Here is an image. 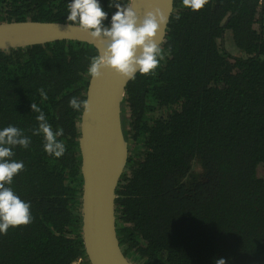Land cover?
I'll use <instances>...</instances> for the list:
<instances>
[{
	"label": "trees",
	"instance_id": "16d2710c",
	"mask_svg": "<svg viewBox=\"0 0 264 264\" xmlns=\"http://www.w3.org/2000/svg\"><path fill=\"white\" fill-rule=\"evenodd\" d=\"M172 1L164 59L128 81L121 103L128 157L116 188L119 243L134 264H264V0H209L195 12ZM70 2L0 0V22H67ZM100 3L110 24L116 8ZM95 55L72 40L0 49V130L12 125L31 139L13 148L25 167L10 187L33 217L0 234V264H89L80 234L82 108L69 100H84ZM32 103L63 129L62 157L33 135Z\"/></svg>",
	"mask_w": 264,
	"mask_h": 264
},
{
	"label": "water",
	"instance_id": "95a60500",
	"mask_svg": "<svg viewBox=\"0 0 264 264\" xmlns=\"http://www.w3.org/2000/svg\"><path fill=\"white\" fill-rule=\"evenodd\" d=\"M134 7L140 15L159 9L169 21L173 1L135 0ZM166 27L161 30L160 43ZM61 40L86 42L99 54L97 42L86 32L69 28L67 22L29 19L0 22V49ZM102 73L100 78H88L84 100L89 101L91 112L85 114L81 109L78 122L81 240L89 264H134L119 243L115 216L116 188L128 157L121 103L130 79L108 69H102Z\"/></svg>",
	"mask_w": 264,
	"mask_h": 264
},
{
	"label": "clouds",
	"instance_id": "9594fccd",
	"mask_svg": "<svg viewBox=\"0 0 264 264\" xmlns=\"http://www.w3.org/2000/svg\"><path fill=\"white\" fill-rule=\"evenodd\" d=\"M134 3L135 0H109L108 7L116 8L110 24H105L108 12L100 0H71L68 3V27L86 32L98 45L99 54L91 58L87 68L91 78H100L102 69H108L125 79L134 80L137 72L143 75L154 73L164 59L159 36L168 23V17L159 9L140 15ZM208 3L209 0H182L183 6L194 12ZM40 92L47 99L43 89ZM69 106L74 110L82 108L85 114L91 112L89 101L75 96L69 100ZM30 107L31 111L39 113L36 117L38 127L32 130L33 135H43L46 153L62 157L66 146L57 138L63 135V129L54 131L45 113L34 103ZM30 142V137L15 126L9 125L0 130V234L6 235L10 228L27 226L33 220L30 202L22 200L10 187L13 178L25 167L22 161L11 159L13 148L20 146L26 149ZM214 264L227 262L219 258Z\"/></svg>",
	"mask_w": 264,
	"mask_h": 264
},
{
	"label": "rangeland",
	"instance_id": "374dc122",
	"mask_svg": "<svg viewBox=\"0 0 264 264\" xmlns=\"http://www.w3.org/2000/svg\"><path fill=\"white\" fill-rule=\"evenodd\" d=\"M223 45L230 47L231 52H234V49L232 48L231 42L227 39V37L223 38Z\"/></svg>",
	"mask_w": 264,
	"mask_h": 264
},
{
	"label": "built area",
	"instance_id": "2783aa9c",
	"mask_svg": "<svg viewBox=\"0 0 264 264\" xmlns=\"http://www.w3.org/2000/svg\"><path fill=\"white\" fill-rule=\"evenodd\" d=\"M79 261H80V257H78L77 260L74 263H72V264H76Z\"/></svg>",
	"mask_w": 264,
	"mask_h": 264
}]
</instances>
